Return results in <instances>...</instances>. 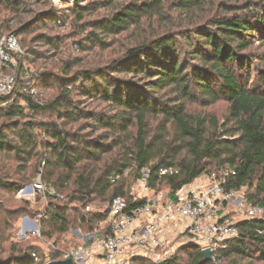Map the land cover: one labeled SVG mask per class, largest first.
Here are the masks:
<instances>
[{
	"label": "trees",
	"instance_id": "1",
	"mask_svg": "<svg viewBox=\"0 0 264 264\" xmlns=\"http://www.w3.org/2000/svg\"><path fill=\"white\" fill-rule=\"evenodd\" d=\"M6 1L12 5L10 0ZM70 1L77 7L81 2ZM204 3V0H126L103 22V30L119 35L130 28L142 27L144 22L163 21L170 7L189 12L203 8ZM248 9H243L247 13L217 17L209 29L194 30V39L202 43L193 59L201 66H195L191 74L183 67L179 45L171 34L128 48L101 71L86 70L71 79L64 72L65 76L57 79L55 97L44 104L37 103L24 91L34 78H27L22 69L13 71L19 77L16 92L10 97H0V117L9 119L0 129V153L13 154L21 163L36 158L40 163L37 173L43 170V183L64 199L79 203L83 211L96 200L107 202L106 211L84 213L79 218L81 224L99 229L87 233H94L97 238L112 232L107 220L114 199H125L129 210L145 202V199L135 201L133 195H128L126 180L121 181L126 172L135 173L139 181L145 168L150 170L148 186L152 191L160 192L165 186L169 197L175 199L181 189L202 176L230 167L237 174L230 179L227 189L255 188L256 194L247 198L254 201L252 205L264 207V79L257 89L249 90L235 74L238 68L250 69L249 59L242 54L250 49V39L260 36V43L264 45V14L249 13ZM82 17L79 13V18ZM24 29L16 34L20 35ZM185 41L189 45L193 43L191 38ZM103 45L106 44L103 42ZM113 71L139 74L144 79L143 86L136 88L127 80H117L112 76ZM165 91L176 95L173 106L157 97ZM77 96L83 100H76ZM223 99L229 103L227 125L220 126L214 120L208 122L202 116L193 118L187 112L188 102L200 100L208 107ZM87 100L91 105L100 102L109 111L87 110ZM21 101L27 102L33 115L49 114L52 120L38 124L30 114H25ZM150 117L162 118L163 135L168 133L169 126L177 131L175 144L170 143L164 155H157L156 141L149 140ZM79 122L100 134L92 140H83L76 132L72 134L68 127ZM133 127L137 128L135 136ZM37 131L44 136L41 143ZM39 146L41 150H37ZM27 179L0 185L15 194L34 181ZM5 202L9 201L0 198V230L4 225L1 215L5 212L2 206ZM52 202L58 200L52 199ZM45 221L48 230H41L42 237L52 238L55 233L66 235L72 225L67 211L57 206L48 208ZM237 227L240 236L223 244L218 257L229 260L230 264H264V216L243 220ZM89 244L90 241L84 242L82 246ZM181 251L190 258L188 264L222 263L206 262L196 244L185 245ZM5 253H8L6 258L2 256ZM65 253L55 247L42 263L34 248L18 244L6 247L4 237L0 236V264H47L62 260ZM180 255L158 263L136 257L129 264H184Z\"/></svg>",
	"mask_w": 264,
	"mask_h": 264
},
{
	"label": "rangeland",
	"instance_id": "2",
	"mask_svg": "<svg viewBox=\"0 0 264 264\" xmlns=\"http://www.w3.org/2000/svg\"><path fill=\"white\" fill-rule=\"evenodd\" d=\"M10 1L12 5L10 3L9 5L6 0H0V38L14 35L22 48L23 55L14 56L13 65L5 68L4 72L13 73V71L18 72L22 69L24 75H29V79L34 78V81L32 80V82L26 84L24 91L28 94L35 91L36 96L34 99L41 104L55 97L58 86L56 85L57 79L63 78L65 76L64 72H68V78L71 79L74 74L86 70L101 71L106 67H110L111 63L120 58L128 48L145 40H154L155 37L163 34H171L175 37L179 45L183 67L187 70L186 72L191 74L195 66H201L199 61L193 59L195 50L202 43L194 39L195 33L193 32L196 28L205 27L209 29L213 20L217 17L247 13L246 10H243L247 7L249 13L254 11V13L264 14V0H204V6L201 9L186 12L170 7L167 9L163 21L144 22L140 28H130L122 34L110 35L103 30V22L108 20L112 14L126 3V0H118L114 3L109 0H81L79 7L70 0ZM228 11L234 12L230 13ZM79 13L83 15V19L79 18ZM26 26L29 27L24 29ZM22 29H24V32L17 35L16 31ZM96 37L98 40H95ZM185 38H191L193 43L186 44ZM260 38L256 35L255 39H250V49L242 53L249 59L250 69L238 68L235 70L241 84L249 90L257 89L264 79V45L260 43ZM103 42L106 45H103ZM113 72V78L127 80L136 88L143 84L144 79L139 74ZM30 85H33V88H28ZM157 97L163 103L171 106L175 104L176 95L171 91L161 92ZM76 100L83 99L77 96ZM85 102L89 107L86 108L87 110L101 111L104 109L105 112L109 111V108L100 102H96L95 105H91V101L88 100ZM20 105L25 107V114H30L29 116H32L38 124L53 118L49 114L38 113L33 115L25 101H21ZM0 106L2 105L0 104ZM187 112L193 118L202 116L208 122L214 120L220 126H224L228 124L229 103L223 99L214 105L205 107L200 100L188 102ZM8 120L0 117V129L6 126ZM82 124V122H79L76 125H70L68 130L72 134L76 132L83 140H92L100 134L95 133V131L92 132L90 128ZM162 124L161 117H150L148 119L149 140L156 141L155 151L157 155H164L165 150H168V145L170 143L175 144L174 141L177 137L175 127L171 128L170 126L168 133L163 135ZM131 130L135 136L137 128L133 127ZM38 134V142L41 143L44 136ZM37 150H41V146ZM39 164L36 158L21 163L16 160L13 154L0 153V183L27 178L29 179H27L28 182L34 180L15 194L0 185V198L9 201L2 204L5 212L1 215L4 225L0 230V236L4 237L6 247H9L10 244H18L22 247L34 248L39 262L44 263L55 247L57 250L69 252L73 248L76 249L82 246L85 242L84 236L88 235L89 232H95L96 228L81 224L79 218L84 213H92L98 210L106 211L108 203L96 200L84 208L83 211V207L79 203L71 199H64L53 189V193L46 197L38 196L30 186L38 180L43 182V170H40L39 174L37 173ZM24 168L25 170H23ZM122 180L124 182L126 180L128 195H135L139 199L146 197L147 194L144 188L138 185V176L135 173L129 175V172H126ZM160 192L169 195L165 186H162ZM255 194V188L242 189L239 198L228 204L226 219L234 224L246 220V212L254 202L250 201L247 196ZM49 196L52 197L49 198ZM52 199L58 200V202H52ZM56 206L67 211L68 218L72 222L71 229L66 235L55 233L52 238L42 237L40 235L41 230L45 228L48 230V224L45 221L47 210ZM35 225L38 227L37 229ZM105 227L106 223L104 222L103 228ZM33 233H36V235L34 236ZM178 243L179 241L176 242L175 246ZM185 244L196 243L189 239ZM175 246L159 249L160 261L163 262L167 259L164 258L166 253L170 256L180 253L183 263L188 264L190 258L181 253V248L185 245H179L177 248ZM2 256L6 258L8 253ZM141 258L150 263L159 262V260L156 262L150 257ZM221 264L230 263L229 260L223 259Z\"/></svg>",
	"mask_w": 264,
	"mask_h": 264
},
{
	"label": "built area",
	"instance_id": "3",
	"mask_svg": "<svg viewBox=\"0 0 264 264\" xmlns=\"http://www.w3.org/2000/svg\"><path fill=\"white\" fill-rule=\"evenodd\" d=\"M22 55V48L14 35L0 39V97L15 94L18 74L6 73L4 69L13 65L14 56ZM29 95L35 97L36 92ZM165 173L162 171V174ZM141 174L138 185L147 194L145 202L129 210V203L125 199H114L107 220L111 225V234L100 238L95 234L84 236L85 243H91L65 253L62 260L71 259L76 264H129L132 258L150 257L161 262L159 249L173 247L179 241L175 246L177 248L186 245L190 239L202 251L210 249L212 261L221 262L218 254L223 244L240 236L237 224L228 221L225 215L228 204L241 194V190L227 189L236 171L226 167L206 174L181 189L175 199L164 192L152 191L148 186L149 169H143ZM30 187L38 196L46 197L53 193L41 180ZM133 196L135 201L139 199ZM263 216L264 207L260 205H252L246 212V219ZM164 256L171 257L167 253Z\"/></svg>",
	"mask_w": 264,
	"mask_h": 264
},
{
	"label": "water",
	"instance_id": "4",
	"mask_svg": "<svg viewBox=\"0 0 264 264\" xmlns=\"http://www.w3.org/2000/svg\"><path fill=\"white\" fill-rule=\"evenodd\" d=\"M35 228L37 229L38 227L35 225ZM77 233L80 236L79 232H77ZM85 240L87 241V237ZM202 253L204 255L206 262L212 261V254H211L210 249L203 250ZM47 264H76V263L73 260L69 259V260L52 261V262H49Z\"/></svg>",
	"mask_w": 264,
	"mask_h": 264
},
{
	"label": "crops",
	"instance_id": "5",
	"mask_svg": "<svg viewBox=\"0 0 264 264\" xmlns=\"http://www.w3.org/2000/svg\"><path fill=\"white\" fill-rule=\"evenodd\" d=\"M196 181H197V180H196ZM196 181H195V182H196ZM226 212H227V211H226ZM225 215H226V214H225Z\"/></svg>",
	"mask_w": 264,
	"mask_h": 264
}]
</instances>
